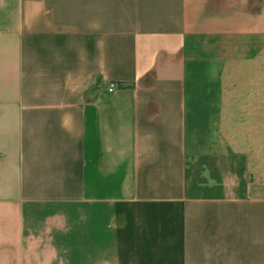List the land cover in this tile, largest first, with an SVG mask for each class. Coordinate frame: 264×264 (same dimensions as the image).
<instances>
[{
	"label": "crops",
	"instance_id": "obj_1",
	"mask_svg": "<svg viewBox=\"0 0 264 264\" xmlns=\"http://www.w3.org/2000/svg\"><path fill=\"white\" fill-rule=\"evenodd\" d=\"M0 264H264V0H0Z\"/></svg>",
	"mask_w": 264,
	"mask_h": 264
},
{
	"label": "built area",
	"instance_id": "obj_2",
	"mask_svg": "<svg viewBox=\"0 0 264 264\" xmlns=\"http://www.w3.org/2000/svg\"><path fill=\"white\" fill-rule=\"evenodd\" d=\"M117 87H118V84L112 82V83H110L109 86H108V91H109V92H113V91H115V90L117 89Z\"/></svg>",
	"mask_w": 264,
	"mask_h": 264
}]
</instances>
